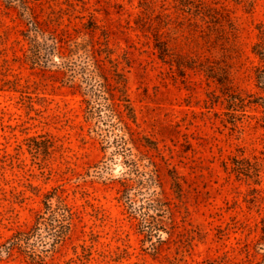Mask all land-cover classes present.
Masks as SVG:
<instances>
[{
	"label": "rangeland",
	"instance_id": "1",
	"mask_svg": "<svg viewBox=\"0 0 264 264\" xmlns=\"http://www.w3.org/2000/svg\"><path fill=\"white\" fill-rule=\"evenodd\" d=\"M40 1L36 11L41 16L50 8L61 9L64 23L69 18L81 27L93 20L99 26L96 36L107 33L126 76L135 136L157 142V149H145L158 163L163 195L172 209V218L164 220L170 235L162 232L164 243L156 254L146 250L137 220L119 197V159L107 165L103 179L85 176L105 152L89 131L82 96L54 72L29 67L24 22L0 0V243L28 228L44 195L58 187L75 217L69 238L46 258L52 264H80L77 256L90 244L91 255L81 264H260V108L247 103L232 124L223 98L214 99L221 96L216 82L198 67L177 69L160 60L153 33L158 27L171 52L183 60L223 61L233 90L246 101L260 93L255 68L262 62L253 45L264 41V0H200L221 12L218 30L204 16L183 11L179 0ZM209 26L210 39L205 35ZM36 135L52 143L38 157L25 144L26 137ZM232 158L247 160L250 176L237 175ZM170 169L178 178L176 191ZM0 264L37 263L14 250Z\"/></svg>",
	"mask_w": 264,
	"mask_h": 264
},
{
	"label": "trees",
	"instance_id": "2",
	"mask_svg": "<svg viewBox=\"0 0 264 264\" xmlns=\"http://www.w3.org/2000/svg\"><path fill=\"white\" fill-rule=\"evenodd\" d=\"M2 1L14 8L24 22L22 35L27 43L24 61L29 67L54 72L62 84L75 88L82 96L84 118L90 123L89 131L105 152L103 160L90 166L85 176L101 180L102 175L107 173V165L119 159V197L129 214L137 220L146 250L156 254L164 243L162 232L170 235L164 220L172 218V209L163 195L158 163L145 149H157V142L146 135L136 137L132 129V123L136 122L135 110L127 94L125 73L113 56L107 33L102 32L103 38L96 36L99 26L93 20H88L81 27L72 24L69 18L64 23L65 12L61 9L50 8L47 16H41L36 11L42 5L40 0H36L37 4L34 0ZM179 3L181 7H186L183 11L204 16L208 19L206 22L215 23L214 30H218L220 23L217 19H222L221 12L200 0H179ZM160 24L163 22L159 18ZM154 28L153 44L160 60L175 65L177 69L198 67L212 78L221 94L214 99L223 98L224 108L230 119L232 117L229 120L232 124L239 120L238 112L243 111L247 103L256 104L260 108L264 127V41L253 45V52L262 62L255 68L256 85L260 93L246 102L244 96L233 90L227 64L208 58L183 60V57L171 52L158 27ZM211 28L209 26L205 32L208 39ZM41 137L25 138L27 150L34 157H38L41 152H48L52 145L49 139H45V143ZM231 167L237 175L250 176L247 160L241 163V160L232 158ZM253 171L258 172L257 168ZM168 175L171 187L178 190L179 182L174 170H168ZM58 189L54 187L44 195L43 206L28 228L16 230L0 243V259L11 256L16 250L37 264H52L46 258L58 251L69 238L75 217V212ZM262 224L263 240L259 249L263 250V258L260 264H264V219ZM92 247V244L83 246L82 254L77 256L80 264L89 259Z\"/></svg>",
	"mask_w": 264,
	"mask_h": 264
}]
</instances>
